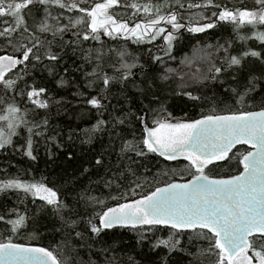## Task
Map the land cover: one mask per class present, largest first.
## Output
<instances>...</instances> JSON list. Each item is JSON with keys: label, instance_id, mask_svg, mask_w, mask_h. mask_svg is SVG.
Masks as SVG:
<instances>
[{"label": "snow or ice", "instance_id": "snow-or-ice-1", "mask_svg": "<svg viewBox=\"0 0 264 264\" xmlns=\"http://www.w3.org/2000/svg\"><path fill=\"white\" fill-rule=\"evenodd\" d=\"M118 5L132 10V21L140 13L145 18L130 26L128 20L116 18ZM208 9H215L210 18L205 15ZM183 10H198L209 22L185 25L180 22ZM26 15L32 16V26ZM0 20L4 24L0 42L5 45V54L0 55V151L20 153L36 161L42 140L47 161L60 169L62 180L59 187H49L46 177L40 182L20 178L0 181V196L22 192L32 196L33 204L37 199L41 202L31 216L26 207L21 213L18 207L0 202V224L4 226L0 264H115V258L108 254L116 252L118 246L102 239V234L107 235L105 230L115 228L137 231L138 243L149 244L144 264H160L152 257L159 255L161 246L167 249L164 264H204L209 256L215 257L212 264H264V31L252 33L261 42L260 51L249 49L234 55L230 40L193 45L192 55L185 54L180 60L182 65L193 61L201 65L191 83L169 65L176 60L174 41L181 29L206 33L220 22L234 25L237 32L244 25L264 28V0H253L251 8H229L216 0H189L187 4L183 0H147L142 4L137 0H124L123 4L121 0H97L92 5L86 0H0ZM162 24L170 25L171 30L166 31ZM104 37H122L137 44L160 37L165 43L156 49L161 54L149 49L144 64L120 49L117 67L106 63L112 49L105 51ZM237 39L249 37L238 35ZM56 68L63 72L57 81L59 88L74 86V98L90 105L98 116L107 117L83 130L85 138L80 144L89 147L79 153L74 150L77 133L71 125L65 133L63 125L52 122V108L56 107L59 116L61 108L67 112L68 102L63 97H47L48 90L37 87L36 73L47 71L56 76ZM105 68L114 74L109 76ZM136 68L139 71L133 72ZM76 73H83V88L95 89L98 83L104 87L95 95H86L76 83ZM177 77L180 90H169ZM117 84L119 91L113 93ZM173 96H185L193 107L200 106L199 118L187 113L185 119L173 117L168 112ZM221 96L233 100L238 109L217 111L224 103ZM257 96L261 97L260 109L243 110ZM18 100L28 103L22 108ZM204 106L211 107L206 111ZM89 115L88 111L78 114L81 120ZM101 133L108 136L107 146L99 137ZM98 138L101 149L96 151L94 141ZM237 145H248L251 150L246 154L234 151ZM149 154L166 161H187L191 179L138 193L143 187L141 175L146 179L151 172L145 163ZM233 160L237 167L242 166L239 174L228 178L208 175ZM100 187L109 189L108 198L115 206L90 195ZM112 191L120 195L112 196ZM137 195L138 199L132 198ZM98 206L100 212L95 211ZM41 220L51 224L53 233L71 235L79 245L72 247L74 255L61 259L48 247L13 240L33 226L38 234L41 226H48L40 225ZM159 231L169 235L167 239L157 237L153 243L152 237ZM194 239L203 243L192 250ZM98 243L101 248L94 247Z\"/></svg>", "mask_w": 264, "mask_h": 264}, {"label": "trees", "instance_id": "trees-1", "mask_svg": "<svg viewBox=\"0 0 264 264\" xmlns=\"http://www.w3.org/2000/svg\"><path fill=\"white\" fill-rule=\"evenodd\" d=\"M15 2H22V0H15ZM97 0H86L88 5L94 4ZM129 3L132 0H128ZM139 3H145L147 0H137ZM153 3L162 2V0H152ZM185 4L189 2V0H183ZM193 3H203L204 0H190ZM124 3V0H121V4ZM216 3L227 5L229 8L233 7H241V6H248L251 8L253 6V0H216ZM166 11V10H165ZM215 11V9H208L205 12V15L209 18L211 17V12ZM55 11L53 15H55ZM66 15H70L69 13L65 12ZM114 14L118 20H128L130 24L134 22L140 21L141 18H145L143 13H140L135 21H132L130 17H132V10L130 8H124L121 6H116L114 9ZM34 16V12L32 14ZM32 16L26 15V19L28 24L32 26L33 18ZM182 19L185 24L188 26L191 25L193 22L192 20H196L197 16H201L198 10H183L181 12ZM185 19V20H184ZM189 20V21H188ZM209 22L208 20L204 19V23ZM190 23V24H189ZM4 24L3 21L0 20V28H3ZM256 30L264 31V28L259 29H252L250 25L240 26L239 31L235 30V26L229 23L220 22L214 29L208 30L206 33H197L191 34L187 30L179 32L177 39L174 41V55L176 56L175 61H170V67L177 69V71L184 75L185 79L188 83H191V76L196 74L201 69V65L193 61L190 64L182 65L180 63L181 58L188 54V56L192 55V47L196 45L198 42L201 46L204 44H212L215 45L217 41L223 44L226 40L233 41V53L234 55L239 54L242 51H247L249 49L260 51L261 50V42L255 40L252 33ZM246 36L249 39L245 41H241L237 39V36ZM51 38L50 35L48 37ZM68 37L65 36V39ZM105 41V51L108 49H112L109 53V60H106V63H114L118 67V51L120 49H126L127 52H130L132 56L139 57L138 63L144 64L149 57V49H152L153 53H156V49L158 46L163 45L165 42L162 41L160 37L157 38L155 41L149 42L147 39L142 43H134L133 40L129 39L125 41L122 37L118 38L117 40H111L107 37L103 38ZM88 46V45H86ZM10 52L11 49H8ZM5 54V45L3 42H0V55ZM161 54V53H156ZM251 59V58H250ZM131 62V60L129 61ZM71 63V62H70ZM87 71H91L90 67H86ZM105 71L108 72V75L111 76L114 72L110 68H105ZM139 69H133V72H138ZM56 72L59 73L56 76H50L47 71L44 72H37L36 73V82L37 87H45L47 92V97L53 98L55 100H60L61 97L64 98L66 102H68V109L67 112L63 108L60 109L59 116H57V109L56 107L52 108V117L53 123L59 124L64 126L65 133L68 132L69 128L68 125H71V128L75 130L77 135L74 137V150L78 153L88 149V145H81V139H84V131L85 129H89L92 127L93 124L96 123L97 119H107L106 116H98L95 109H92L90 105H85L82 100L79 98H74L72 93L76 91V88H59L57 85V81L60 79V76L63 75V72L60 68H56ZM77 76L76 83L81 85V91L85 92L86 95H95L96 91L100 88H103L102 83H98V86L95 89H85L83 88V84L85 83L83 79V73H76ZM65 79H70V77H65ZM31 83V81H29ZM180 80L177 79L172 82L171 89H175L179 91ZM119 91V85H115L112 88V92L116 93ZM194 95H199L200 93L194 92ZM221 99H224V103L220 104L217 108L219 112H226V111H236L238 109V105L233 103V100L226 99L221 96ZM261 97L257 96L256 101L252 102L249 101V105H245L243 110H257L260 109ZM21 107L23 108L27 101L20 102ZM115 103V101H113ZM205 110L207 111L211 106H204ZM200 106L193 107V102L188 100L185 96H173L169 98V107L168 112L172 113V116L176 119H185V113L188 116H195L199 118L200 115ZM43 111V110H40ZM81 111H88L90 115L81 120L78 114ZM31 118V117H29ZM160 118H164L161 116ZM152 117H149V126L151 125ZM141 135L140 129L136 131V136L139 137ZM99 137L103 138L104 146H107L108 136L105 133L99 134ZM15 139V137H14ZM131 139V137H129ZM95 143V150L99 151L101 149V144L99 143V138L94 141ZM248 148L245 146H237L234 151L244 153L247 151ZM119 149L117 148V151ZM113 162H115V157H112ZM146 165L151 169V172L147 174L145 179L144 175H141L140 182L143 184L141 189H137L138 193H147L151 190H154L156 186H163L166 183L177 181V180H186L191 177V171L187 169V161L181 159L180 161H166L163 157H159L157 154H149L145 160ZM242 169V166L237 167L235 160L231 162L230 165L225 164L219 168L213 169L211 172L208 173L209 176L213 177H226L231 176L239 173ZM141 173H144V169H140ZM60 169L56 168L50 161H47V157L45 156V150L43 147V141L39 142V152L38 158L36 161H30L27 157L22 156L20 153H11V152H4L0 151V181L10 178H20L25 182H40L44 177L47 178L45 182L48 183L49 187H59L62 184V180L60 178ZM92 179L95 180V175L92 176ZM130 180L133 179L132 177L129 178ZM85 184L88 183L87 180L84 181ZM134 186V185H133ZM109 189L106 188H96L95 191L91 192L90 195L98 196L105 201V204L109 207L115 206V202L108 198ZM112 196H119L120 193L117 191L111 192ZM129 195H131L129 193ZM132 198H139V195ZM33 198L30 194L27 196L20 192V193H9L7 196H0V202H6L9 208L18 207L19 211L23 213L25 211V207L28 210V215L31 216L32 212L35 208L39 207L41 202L37 199L35 204H33ZM120 202H123L121 200ZM96 212L101 211V207L95 208ZM91 211H89V215H91ZM48 224L47 227H40L39 233L37 234L34 231L33 227L26 228L20 231L18 236H13V240L16 242H23V243H31L37 246H44L48 247L50 250L56 252L61 259L65 257H71L74 255L72 252V247H79L75 241L72 240L71 235L68 234H55L52 232L51 224L48 223L47 220H41L40 225ZM77 231H82V228H78ZM107 235L102 234V239L109 241V243H113V247H117V251L112 253L110 252L108 255L110 257L115 258V264H144L145 255L149 251V244L145 243H138L140 239V234L137 231H133L130 229H122V228H115L112 230H105ZM4 232V226L0 224V234ZM169 233L167 231H159L156 232L155 237H152V242L154 243L156 238H164L167 239ZM35 237V238H33ZM85 237L87 238V233H85ZM96 239V237H93ZM184 243H188L187 237L183 238ZM193 249L195 250V246L198 244H202V241L193 240ZM206 247V245H204ZM95 248H101V244H96ZM159 255H153V259H156L160 262V264H164L163 257L167 255V249L161 246L158 249ZM86 258V257H85ZM131 258V261L130 259ZM173 260L176 259L175 256L172 257ZM215 259L214 256H209L205 259L204 264H212V261ZM186 264V262H185Z\"/></svg>", "mask_w": 264, "mask_h": 264}, {"label": "water", "instance_id": "water-1", "mask_svg": "<svg viewBox=\"0 0 264 264\" xmlns=\"http://www.w3.org/2000/svg\"><path fill=\"white\" fill-rule=\"evenodd\" d=\"M137 22H140V21H137ZM134 24V23H133ZM133 26V25H132ZM259 109H257V110H251V111H258ZM237 146H245L246 148H248L247 149V151H250L251 150V148H250V146H248V145H237ZM247 151H245L244 153L246 154V152ZM243 169H241V171H242ZM237 174H239V173H237ZM237 174H235V175H237ZM210 177H212V178H228V176H226V177H213V176H210ZM188 179H191V177L190 178H188ZM188 179H186V180H177L176 182H186ZM173 182V181H172ZM170 183V182H169ZM164 186V185H163Z\"/></svg>", "mask_w": 264, "mask_h": 264}, {"label": "rangeland", "instance_id": "rangeland-1", "mask_svg": "<svg viewBox=\"0 0 264 264\" xmlns=\"http://www.w3.org/2000/svg\"><path fill=\"white\" fill-rule=\"evenodd\" d=\"M197 19L194 21V20H192L193 22L191 23V25L192 24H194V23H204V19H202V17L201 16H197L196 17ZM185 20V19H184ZM181 21V20H180ZM189 21V20H188ZM209 21V20H208ZM182 22V21H181ZM184 22V21H183ZM182 22V23H183ZM185 23V22H184ZM190 24V23H189ZM191 25H189V26H191ZM167 30L168 31H170L171 30V26L170 25H168L167 27ZM163 40V39H162ZM164 42V41H163ZM192 52V51H191ZM161 119H164V118H161Z\"/></svg>", "mask_w": 264, "mask_h": 264}, {"label": "flooded vegetation", "instance_id": "flooded-vegetation-1", "mask_svg": "<svg viewBox=\"0 0 264 264\" xmlns=\"http://www.w3.org/2000/svg\"><path fill=\"white\" fill-rule=\"evenodd\" d=\"M180 22H181V21H180ZM182 22H183V21H182ZM182 22H181V23H182ZM183 24H185V23L183 22ZM132 25H133V24H130V26H132ZM185 25H187V24H185ZM161 26L166 28L168 25H166V24H162ZM184 30H186V29H181L180 32H182V31H184ZM166 31H168L167 28H166ZM161 39H162V38H161ZM162 41H163V40H162Z\"/></svg>", "mask_w": 264, "mask_h": 264}]
</instances>
